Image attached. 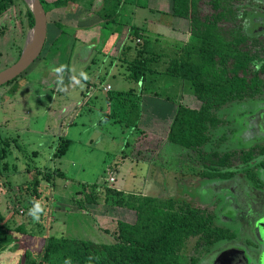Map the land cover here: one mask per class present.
Returning a JSON list of instances; mask_svg holds the SVG:
<instances>
[{
  "label": "rangeland",
  "instance_id": "obj_1",
  "mask_svg": "<svg viewBox=\"0 0 264 264\" xmlns=\"http://www.w3.org/2000/svg\"><path fill=\"white\" fill-rule=\"evenodd\" d=\"M46 1L52 2L54 0ZM259 4L261 3H256L255 0V2H250V6L255 8L244 9V11L250 13V17L244 18L245 23L242 24V31L249 37L262 34V31H257L258 27L253 20L259 16L260 7L256 8ZM79 6L76 1L75 3H68L66 8L61 9L60 18L63 19V24L72 19L67 14ZM200 7L202 10L209 11L208 7L204 8V4L200 5ZM25 11L24 4L15 0L6 13L0 17V72L18 60L19 51L24 46L25 38L31 30V28H28ZM236 13L240 17L243 13V6L237 8ZM77 18L78 15L76 16ZM74 25L75 23L72 20L71 25L66 24L62 30L49 26L44 47L39 57L26 71L17 76L16 80L14 79L15 81L0 87V138H14L18 142V147L15 146L7 152L8 155L0 164V167L5 166V169L0 172V176L3 177V180L0 177V188L2 187L6 196L0 209L2 213H5L4 206H6L12 210L14 209L16 213L17 211L15 210L17 209H23L24 213H27V220H23V222L25 221L24 225H18V231L8 229L6 224L5 226L7 227H4L3 231H11L18 237H22L23 246L25 247L24 253L31 252L35 256H38L43 241L49 236L87 239L96 243H111L114 241L116 221L124 219L132 222L134 214L128 211H121V209L105 211L106 208L103 207V201L106 197L104 189L109 187L119 190L124 196L139 197L142 195L153 197L160 201L172 197L175 200L184 201L194 208L204 210L211 213V215L213 214L215 216L214 226L222 228L225 226L223 223H228L231 225L229 227L233 229L230 232L234 234V238H237L238 235L241 237L244 235L246 240H248L251 237V232L248 230L250 225L247 226L248 229L246 228L248 235L243 231L244 227L237 217V212L247 209L250 205L236 204L233 201L236 197L235 193L231 191L235 187L234 184L228 190H223L222 180L213 181L203 178L201 172L204 168L200 164V159L196 153L183 148V150H177L173 147H170L167 151L163 147V143L167 140L169 130L165 126L169 125V121L161 122L159 129L156 131L157 133L148 128L146 130V123L136 127L139 103L138 101L136 105L131 102L127 103L126 95L120 96L121 94H117L119 93L118 80H109L113 88L109 94L99 88L82 91L84 95L82 93L79 96V101L75 108L76 111L89 107H94L95 110L100 109L102 114L97 117L98 119L101 116L102 118L104 116L108 117L107 115L110 116L112 112L115 113L114 117L111 115L108 120L99 124V130L104 135L103 140L99 142H95L93 138L92 141L90 140V135H92L90 122L86 121L84 109L82 113L80 111V114L74 119L72 124L65 122L67 115L65 104L69 103V101L58 88L61 83L71 81L73 73H80L83 62L79 42L72 47L73 43L70 39L79 33L71 27ZM136 28L138 29V27ZM181 29L178 27L179 31ZM68 33H72L71 35L73 36H61ZM130 34H132V31L129 32ZM189 41L190 37L188 38ZM51 46H53L52 50ZM115 46L116 48L112 46V49H110L114 55L113 58L109 59L111 62L120 58L122 43H117ZM129 53L128 55L132 58L133 54H131V51ZM125 56L127 57V55ZM257 56L264 61V52L257 50ZM131 58L127 57L129 60ZM117 64L124 73H127V65L125 63L117 60ZM57 69H60V71L58 72ZM177 83H179V87H177L179 93L181 92L184 95L191 94L189 87L184 81L177 79ZM77 85L82 86L83 83L77 82ZM74 92H76L75 89L71 93ZM137 92H139V89ZM93 93L95 97L89 102L88 107L82 106L83 102L92 98ZM108 95L117 96L118 100L114 99L111 105H107L106 99ZM185 98L188 100V97ZM74 100H77V98ZM255 104L256 102L246 100L228 108L230 111L218 112V116L222 119H227L230 114L232 118H238V113L244 114L247 110H254ZM249 113L254 114V112ZM54 114L62 120H55ZM246 115L247 118L249 115ZM64 122L66 124L61 125ZM245 123L246 121H244L243 125ZM56 124L62 127H58ZM226 128L225 126H220L216 131L210 132L214 140L206 148L207 152H217L223 155L226 152L236 151V148L239 149V139L220 142V137L228 131ZM61 131L63 138L57 137ZM260 133L263 134V131ZM62 139L66 140L67 149L63 156L52 159L51 154L60 148ZM256 139L258 141L253 139L248 146L254 144L260 147L264 145V140ZM159 150L167 151V155L175 157L177 161L169 164L171 168L164 164L161 165L165 166L166 172H171L167 180V185L170 186L149 187L146 185L150 179L153 182L155 180L157 182L159 179L158 174L160 176L162 172L166 175V172L160 169H152L151 173L149 171L150 168L143 162V160L147 162L153 157L154 152ZM255 152L257 153V150ZM261 158V156H257L250 164L244 166L240 162V155L237 154L232 157V163H234L232 169L236 172L237 178L246 179L248 185H252L253 188H258L261 193H264L263 167L256 166ZM134 161L137 162L134 163ZM107 169H110L113 173L114 183L108 181ZM60 172L64 173V178H62ZM248 173L254 175L255 180L249 178L247 176ZM36 180L38 181L36 186L38 194L35 199L33 198V184ZM65 180L70 182L72 190L78 192L71 200L68 197L70 195L66 194L68 201H63L60 205L57 202L58 197L64 195L60 188H62ZM218 186L219 188H217ZM214 189H219L220 194L217 195ZM242 189L240 192L247 195L246 191ZM85 191L94 193V198L99 205L97 207L94 205L89 206V211L83 212V218H75L77 215L74 216L73 213L77 212V207L73 201L82 199L84 196L82 192ZM223 191L227 192L226 196L221 193ZM248 197L251 199V204L258 202L254 201L252 196L248 195ZM225 198L226 200L224 201L223 199ZM31 199L38 201L42 208L39 213V219H35L34 223L33 217L28 214L33 207L30 203ZM231 202H234V207L226 205ZM263 206L262 204L261 207ZM261 207L256 206L255 211L251 209L249 211L250 215L264 216ZM224 218L227 219L226 222L223 221ZM20 219L19 217L18 220ZM261 221L263 220L261 219ZM263 225L260 224L258 226L259 229L264 230ZM260 238L257 234V238H254L255 240L253 241L255 242L257 239L260 241ZM251 242L247 241L245 244L240 242L239 245L249 249L250 247L248 248L247 246ZM195 246L196 238H190L185 242L179 255V264H191L192 258H197V264H201V261L207 255V250L200 245L197 248ZM213 247L215 245L211 249ZM244 254L246 253L244 252ZM261 263L264 264V261L261 260ZM250 264H253L251 257Z\"/></svg>",
  "mask_w": 264,
  "mask_h": 264
},
{
  "label": "trees",
  "instance_id": "obj_2",
  "mask_svg": "<svg viewBox=\"0 0 264 264\" xmlns=\"http://www.w3.org/2000/svg\"><path fill=\"white\" fill-rule=\"evenodd\" d=\"M18 1L26 8L25 16L30 29L34 25L32 12L26 3ZM39 1L46 14L47 28L51 26L57 30L64 28L60 11L68 3L77 1L79 5L91 7L93 2ZM14 2L15 0H0V17ZM123 3L124 0H102L99 17L103 20V28L111 30L112 25H121ZM202 4L209 11L202 10ZM167 13L186 23L190 41L182 47L180 54L176 52L171 55L165 74L187 84L193 97L190 102L194 104L178 105L169 127V146L166 149L183 148L196 153L204 168L201 172L203 178H230L234 175L233 171H229L233 153L220 155L204 151L203 148L211 142L210 129L223 123L217 116V111L227 103L264 95V61L258 58L255 47L244 37L241 27L231 25L237 18L229 0H169ZM129 30L132 31L131 39L120 52V60L127 65L126 78L140 83L146 81L152 71L150 61L152 63L157 59L153 55L151 58L146 57L145 54L149 53V41L140 37L139 30L135 26H131ZM130 51H134L135 55L128 60L125 55ZM61 141L62 144L53 152L52 159L64 155L67 142L65 139ZM15 146L18 147L16 139L0 138V164L8 155L7 152ZM262 155L264 146L254 147L242 152L240 160L248 165ZM256 166L264 167V160L259 161ZM2 169H5L4 165L0 167V172ZM247 176L255 180L251 173ZM37 185L36 180L33 184L35 199L38 194ZM104 190L105 211L121 209L134 214L132 222L124 219L116 221L113 242L96 243L87 239L49 236L43 241L38 256L33 258L32 253H25L23 264H179V255L190 238H196V248L200 245L207 252L220 241L235 239L230 230L213 225V215L184 201L172 198L160 201L142 195L124 196L119 190L109 187ZM82 193V199L74 200L78 210L89 211V206L99 205L94 193ZM33 201L31 199V205ZM1 226L0 233L4 229ZM5 238L4 234H0V247ZM197 262V258H192L191 264Z\"/></svg>",
  "mask_w": 264,
  "mask_h": 264
},
{
  "label": "crops",
  "instance_id": "obj_3",
  "mask_svg": "<svg viewBox=\"0 0 264 264\" xmlns=\"http://www.w3.org/2000/svg\"><path fill=\"white\" fill-rule=\"evenodd\" d=\"M101 5H102V0H93L91 7H89L88 5L87 6L80 5L78 8H75V10H72L69 14H67L68 11L66 13L72 19L68 20L63 25L65 26L67 24L70 26L72 20L73 23H75V25L71 27H73L74 31H78L79 33L74 35V37H71L70 39L73 43L72 47H74L76 43L79 42V46L82 54L81 59L83 60V62L80 73L79 74L73 73L71 81L61 83L58 88L62 92V95L68 99L67 101H69V103L65 104L66 105L65 108H67V115L66 117L64 116L65 122L66 123L68 122V124L70 123L72 124V122H74V119L80 114V111L81 113L83 112L84 108L79 111H76L75 109L79 101V96H81L82 93L84 95V92L82 91H85L86 89L99 88L106 93L108 92L109 94V92L112 91L113 89L109 83V80L113 79L119 81V90H118L119 93L117 94H121L120 96L126 95L125 99L127 98V103L131 102L134 103L135 105L137 101L139 103L138 106L139 118H137L136 127L140 124L146 123L145 124L146 130L148 128L149 130H153L155 131V133H157L156 131L159 129L160 123L161 122L164 123V121L165 122L169 121V125L165 126L166 128L168 127L169 130V127L171 125L174 114L178 108V105L184 103H187L189 105L194 104L190 102L193 99L191 94L184 95L183 93L178 92L177 87H179V83H177V79H173V78L168 79L169 77L165 74V70L168 66L169 58L171 57V55L176 52L180 54V50L182 49V47H184L188 43V38L190 37L189 28H186L185 26L186 24L184 21H182L181 19H177L167 13L169 7V0H124V3L121 8V16H120L121 25H112L111 30H108L102 27L103 20L99 17ZM77 15L78 18L76 19ZM131 26L138 27V30L140 32L139 34L140 37L149 41V53L145 54L146 57L151 58V56L153 55L157 59V61H154L152 63L150 61L149 67L152 69V71L149 74L146 81L140 83L129 81L126 78L127 73H124L120 68V66L117 64V60L121 61L120 60L121 58H118L112 62L109 61V59L114 57V55L110 51V49H112L111 48L112 46L116 48L115 45H117V43H122L121 46V51H122L123 47L128 42H130L131 38L129 35L130 32L129 27ZM178 27L182 29L179 31ZM71 34L68 33L61 36L68 37ZM138 41H141V39H138ZM52 47L53 46H51V50ZM128 54L130 53H127V57L131 58ZM131 54H133L132 55L133 58L135 52L133 51L131 52ZM81 73L86 74L87 79H83L81 77ZM156 73H160V74L157 75ZM77 82L80 84L83 83V85L79 86L77 85ZM106 86L110 87L109 91L104 90ZM73 89H75L76 92L71 93ZM138 89L139 92H137ZM94 97L95 94L93 93L92 98L83 102L82 106L88 107L87 105L89 104L90 101H92ZM185 97H188L189 102ZM75 98H77V100H74ZM117 98H118L117 96L114 97L108 95L106 99L107 105H111L114 99L118 100ZM242 102L243 101L241 102L234 101L231 103H227L219 111H217V116H218V112L230 111L228 108H231L236 104ZM257 107L264 109V104L262 106L258 105ZM84 110H85L84 116L86 118V121L90 122V132L92 133V135H90L91 137L90 140L92 141V138L95 139V142H99L103 140L104 135H102L101 131L99 130L100 129L99 124L102 121L105 122V120H108L111 117V115L114 117L115 113L112 112L110 116L107 115L108 117L104 116L103 118L101 116L100 119H98L97 117L100 114H102L101 112L102 110L100 109L95 110L94 107H89ZM249 112H254V111L247 110L244 114L238 113V118H232L230 114L227 119H222L218 116L223 123L218 127L210 129L211 132V131H216L217 129H219L220 126H225V128L227 127L226 129H228V131L225 132V134L220 137L219 139L220 142L221 141L227 142L228 140L239 139V143H238L239 149L236 148V151L231 152L233 153L234 156L239 154L241 157L242 152L248 151L254 147H259V145H254V144L248 146L249 142L252 141L253 139H255L254 141H258L256 138L264 140V112L257 113L256 111V113L254 114H250ZM246 114L248 115L250 114L251 116L249 115L246 118L247 116ZM55 117H56L55 120H60V121L62 120L58 116ZM244 121H246V123L243 125ZM65 122L62 123L61 125L66 124ZM56 126L62 127L58 124H56ZM261 131H263V134L260 133ZM65 133L67 134V132ZM57 137H62V131L58 133ZM212 140H214L213 135H211V141ZM211 143L212 142H209L203 148L204 151H207L206 148L209 145H211ZM168 146H169L168 141L166 140V142L163 143V147L167 148ZM261 157L262 158L259 161L264 160V155H262ZM176 161L177 160L175 157H170V155H167V151L162 153V150L154 152L153 157L149 159L147 162L143 160V162L148 166V168H150L149 171H151V173H152V169H156V170L160 169L161 171L166 172L164 167L165 166L169 167V164L175 163ZM230 161L233 166L234 163H232V158ZM259 161L257 163H259ZM136 162L137 161H134V163ZM240 162L243 163L241 160ZM163 164L165 166H161ZM243 165L245 166L244 163ZM229 171L234 172L232 167H230ZM170 173L171 172H166V175H164V173L161 172L160 176L158 174L159 179L157 180V182H155L156 180L153 182V180L150 179L149 183L146 186L166 187V185L168 184L167 180H168V176H170ZM235 173L236 172H234V175L232 177L227 179H222L219 177H215L212 179H208V178L205 179L213 180V181L222 180L221 181V183L223 182L222 189L228 190V188L230 186H233V184L234 186H236L235 185L236 180L241 181L239 177L237 178ZM262 173H264V167L262 169ZM60 175L62 176V178L65 177L63 172H60ZM1 179L3 180V177H1ZM243 182H244L242 184L243 189L244 191H246L247 195H244L242 192L239 191V194H235L237 198L235 197L233 199L234 202L238 203L241 199L240 197H245V196L248 197L247 187L244 186V184L248 185V182L246 179L243 180ZM248 186L253 187L252 185H248ZM217 188H219V186ZM60 189H62L64 193L63 196H59L60 198L58 197L57 203H59L60 205L63 203V201H68V197L69 200L73 199V197H75V194L78 192L76 190H72L71 184L68 180H65L64 184L62 185V188ZM254 189L256 190V192H260L258 188H254ZM219 191H220L219 189L216 190L214 189V192L217 195L220 194ZM221 193L225 194L224 196H226L227 194V192L225 191ZM66 194H69L70 196L66 198L67 196ZM5 198L6 196L4 195V192L1 187L0 206H2L3 204L2 202L5 200ZM261 200H262V204L264 205V199L262 198ZM254 201L256 200L254 199ZM253 204L254 206L257 205V203H253ZM76 210L77 212L73 213L74 216L77 215L75 218H83L82 216L84 211L78 209ZM15 211H17V213L14 212V209L12 210L6 206H4L5 213H2V210L0 209V219H2V221L0 222V225H2L1 227L8 226V229H13V230L15 229L14 231H18L17 227L25 224L24 223L25 221L23 222V220H27V213H24L23 209L20 210L17 209ZM243 213H244L243 211L240 212L238 211L237 217L240 219V223L244 227L243 231H245V233L249 235V233L247 232L248 229L247 226L250 225V228L248 230H250L249 232L252 233L251 219H248L246 215H244ZM30 216L33 217L32 215ZM19 217L21 218L20 220H18ZM223 221L226 222L227 219L224 218ZM34 222L35 219L33 223ZM5 224L7 226H5ZM229 226L231 225L228 224V226L225 228H227L230 231L233 230ZM0 234H4L6 237L4 243H2L0 247V264H23L25 247L23 246V240L21 239L22 237H18L16 234H13L11 231H7V230L2 231V233ZM243 237L238 235L237 238L231 241L237 243L236 247L238 248L241 247L240 250L244 248L243 246L239 245L240 242L241 243L243 242L245 244L247 241H250L249 239L246 240V238ZM215 246L220 248L222 244L219 243ZM31 255L33 258L35 257L33 253Z\"/></svg>",
  "mask_w": 264,
  "mask_h": 264
},
{
  "label": "flooded vegetation",
  "instance_id": "obj_4",
  "mask_svg": "<svg viewBox=\"0 0 264 264\" xmlns=\"http://www.w3.org/2000/svg\"><path fill=\"white\" fill-rule=\"evenodd\" d=\"M250 2H255V0H229V3L231 4V7L232 9L236 12V9L239 8V7H242L243 6V13L241 14L240 17H238L237 13H235L236 15V20L234 21V23H232L231 21V25L232 24H235V26H240L241 27V31H242V24H244V18H248L250 17V13L244 11L245 10H248V9H251V7L253 6H250ZM256 3H261L259 4V6L256 8H259L260 7V13H259V16L256 17V19H253L254 20V24L257 25L258 27V30L257 31H262V34L260 35H256L253 37H249V35H246L245 33L244 34V37L250 42L249 44L253 45L255 47V49H257L258 51H262L264 52V0H256ZM239 6V7H238ZM249 7V8H248ZM247 8V9H246ZM255 8V7H253ZM250 19V18H249ZM243 32V31H242ZM249 33V32H248ZM256 50V52H257ZM248 101H252V102H256L255 104V108L254 110V113H260V112H264V109H261V108H258L257 106H262L264 104V95L262 96H256L252 99H248ZM241 181L239 180H236L235 181V187L234 189H232L231 191L235 194H239V191L243 188V179L240 178ZM245 187H247V190H248V195L249 196H253L257 202V205L254 206V204H251V199H249V197H240V201L238 203L240 204H244V205H250L247 209H244L243 210V214L246 215V217L248 219H251V225H252V233H251V237L249 238L250 242L255 240L254 238H257L256 236V233H255V227L257 225V222L260 220V219H263L264 216H252L250 215V210H256V206H261L262 204V198L264 199V193H261V192H256V190L253 188V187H249L247 184H244ZM236 188V189H235ZM224 201L226 200L223 199ZM234 202H231V203H228L226 205H228V207H234ZM237 204V202H235ZM263 212H264V208L261 207ZM211 214V213H210ZM213 215V214H212ZM214 219H215V216L213 215V222H214ZM225 224V223H223ZM226 225L228 224H225L224 227H222L223 229H226L228 230ZM221 243L222 246L219 248V247H213L209 252H207V255L205 257V259L203 261H201V264H203V262H205L204 264H208V263H211V264H246V262L244 261V258L242 256V253L237 251V250H240L241 247H236L237 243H234V242H231V241H220L218 242L217 244ZM217 244H214V245H217ZM249 249L248 250V253L245 254V256H247V254L249 255V258L247 257V261H248V264H250V257L253 261V264H260V258H261V254H262V251H263V247H264V243L260 240H256L255 242H251L250 245L247 246ZM253 247V248H252ZM230 249L234 250V249H237L236 251H229ZM226 252H231L229 255L228 253L225 254ZM228 255V256H227Z\"/></svg>",
  "mask_w": 264,
  "mask_h": 264
},
{
  "label": "water",
  "instance_id": "obj_5",
  "mask_svg": "<svg viewBox=\"0 0 264 264\" xmlns=\"http://www.w3.org/2000/svg\"><path fill=\"white\" fill-rule=\"evenodd\" d=\"M23 1L30 8V11L32 12V15L34 18V25L31 28V30L35 29L37 32L36 44H35V47L32 51L25 53L24 51H25V44H26V38H27V36H26L24 46L22 48V51L20 53L18 60L14 64H12L11 66L7 67L6 69H4L0 72V87L7 84L10 81H13L15 78H17V76L22 74L24 71H26L33 64V62L41 54V51L44 47V43L46 40L47 19H46L45 11L41 5V2L39 0H23ZM260 220L257 222V225L255 227V233H256V236L258 234V236L261 237L260 240L263 242L264 230L259 229L258 226L260 224L261 225L264 224V218L262 219L263 221L260 222ZM263 227H264V225H263ZM236 250L237 249H234V250L230 249L229 251H236ZM237 251L242 253L244 261L246 262V264H248L247 257L249 258V255L247 254V256H245V254H244V252L248 253V250L244 247L242 250H237ZM227 253L228 252H226L225 254H227ZM230 253L231 252H229L228 255ZM260 259L264 261V247H263V251H262ZM261 260H260V264H262Z\"/></svg>",
  "mask_w": 264,
  "mask_h": 264
},
{
  "label": "bare ground",
  "instance_id": "obj_6",
  "mask_svg": "<svg viewBox=\"0 0 264 264\" xmlns=\"http://www.w3.org/2000/svg\"><path fill=\"white\" fill-rule=\"evenodd\" d=\"M36 39H37V32L35 29H33L27 35L25 51H24L25 53H28L34 49L36 44Z\"/></svg>",
  "mask_w": 264,
  "mask_h": 264
},
{
  "label": "clouds",
  "instance_id": "obj_7",
  "mask_svg": "<svg viewBox=\"0 0 264 264\" xmlns=\"http://www.w3.org/2000/svg\"><path fill=\"white\" fill-rule=\"evenodd\" d=\"M59 72L60 69H57ZM81 77L83 79H87V75L84 73H81ZM42 211L41 205L38 201H33V207L29 210V214L33 216L34 219L38 220L39 219V213Z\"/></svg>",
  "mask_w": 264,
  "mask_h": 264
},
{
  "label": "built area",
  "instance_id": "obj_8",
  "mask_svg": "<svg viewBox=\"0 0 264 264\" xmlns=\"http://www.w3.org/2000/svg\"><path fill=\"white\" fill-rule=\"evenodd\" d=\"M109 89H110L109 86H106L104 88L105 91H109ZM107 175H108V181L111 182V183H114L115 182L114 175H113V173L111 172L110 169H107Z\"/></svg>",
  "mask_w": 264,
  "mask_h": 264
}]
</instances>
